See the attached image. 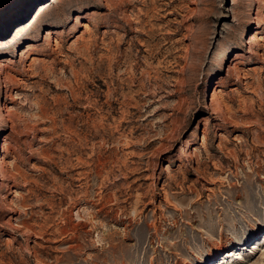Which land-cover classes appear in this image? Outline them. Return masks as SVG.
I'll use <instances>...</instances> for the list:
<instances>
[{
    "label": "rangeland",
    "instance_id": "obj_1",
    "mask_svg": "<svg viewBox=\"0 0 264 264\" xmlns=\"http://www.w3.org/2000/svg\"><path fill=\"white\" fill-rule=\"evenodd\" d=\"M0 40V264H264V0H0Z\"/></svg>",
    "mask_w": 264,
    "mask_h": 264
},
{
    "label": "bare ground",
    "instance_id": "obj_2",
    "mask_svg": "<svg viewBox=\"0 0 264 264\" xmlns=\"http://www.w3.org/2000/svg\"><path fill=\"white\" fill-rule=\"evenodd\" d=\"M85 24H83V26H84V29H87V28H89V24H87V22H84ZM86 31V30H85ZM46 33H47V36H49V34H50V32H47L46 31ZM16 34H19V29H17L16 30V32H15V35ZM49 38V37H48ZM1 41V40H0ZM3 177H4V175H2ZM226 253H227V256H230V255H232V254H234V253H236V252H233V249H231V250H228V251H226ZM216 256L215 255H212L211 257H210V259L212 260V259H214ZM260 264H262V263H260Z\"/></svg>",
    "mask_w": 264,
    "mask_h": 264
}]
</instances>
